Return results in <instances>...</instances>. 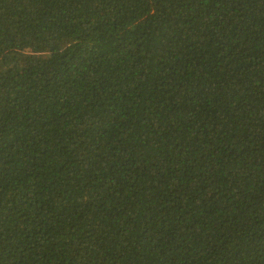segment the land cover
<instances>
[{
	"label": "trees",
	"instance_id": "obj_1",
	"mask_svg": "<svg viewBox=\"0 0 264 264\" xmlns=\"http://www.w3.org/2000/svg\"><path fill=\"white\" fill-rule=\"evenodd\" d=\"M0 264H264V0H0Z\"/></svg>",
	"mask_w": 264,
	"mask_h": 264
}]
</instances>
